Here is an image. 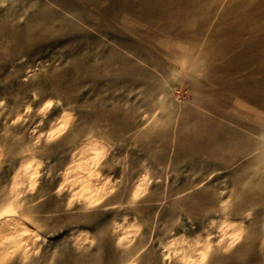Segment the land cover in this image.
Returning <instances> with one entry per match:
<instances>
[{
	"label": "rangeland",
	"instance_id": "1",
	"mask_svg": "<svg viewBox=\"0 0 264 264\" xmlns=\"http://www.w3.org/2000/svg\"><path fill=\"white\" fill-rule=\"evenodd\" d=\"M0 213L27 264H264V0H0Z\"/></svg>",
	"mask_w": 264,
	"mask_h": 264
},
{
	"label": "bare ground",
	"instance_id": "2",
	"mask_svg": "<svg viewBox=\"0 0 264 264\" xmlns=\"http://www.w3.org/2000/svg\"><path fill=\"white\" fill-rule=\"evenodd\" d=\"M63 122V121H62ZM62 127L64 126L61 125ZM58 130L57 127H55L53 129V132ZM56 133V132H55ZM206 136V135H205ZM197 139V138H196ZM200 139V138H199ZM207 139V138H206ZM198 140V139H197ZM196 140V142H197ZM194 142V141H192ZM199 142V141H198ZM201 143V141H200ZM85 181V180H84ZM225 201V200H224ZM202 203V202H201ZM6 210H9L8 208H6ZM11 213V212H10ZM1 214V213H0ZM12 214V213H11ZM15 216V215H14ZM18 217H12V216H4L3 221H0V224H4V228H0V232H2V240H0V249H2V252L0 251V262L5 258V255L7 252L11 251V250H18L20 249V254L18 257H16V260L13 258L12 260L14 261V264H27L26 260L28 259V255L30 254L31 248L29 246V243H25L22 241V237L25 236V233L27 234V232L29 231V227L28 225L22 223L23 221L19 219H17ZM237 239L236 236L234 237H230L228 239L227 243L232 244L234 242V240ZM220 246V244H219ZM246 250V248H245ZM216 251V250H215ZM250 255V254H249ZM263 256V255H262ZM183 257V256H182ZM197 257H199L200 259L204 258V253L200 252L197 254ZM211 257V256H210ZM218 256V260H219ZM235 257V255L233 256ZM245 257V256H244ZM228 258V257H227ZM246 258V257H245ZM249 258V257H248ZM255 258V257H254ZM191 259V258H190ZM234 259V258H233ZM239 260V258L237 259ZM12 261V262H13ZM223 261V260H221ZM229 261V260H228ZM11 262V261H10ZM221 263V262H219ZM224 263V262H223ZM259 263V262H258ZM11 264V263H10ZM229 264V263H228Z\"/></svg>",
	"mask_w": 264,
	"mask_h": 264
}]
</instances>
